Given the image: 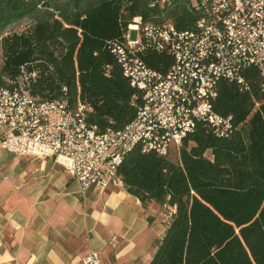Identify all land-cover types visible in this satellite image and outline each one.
Instances as JSON below:
<instances>
[{
	"label": "trees",
	"instance_id": "1",
	"mask_svg": "<svg viewBox=\"0 0 264 264\" xmlns=\"http://www.w3.org/2000/svg\"><path fill=\"white\" fill-rule=\"evenodd\" d=\"M0 0V89L35 70L33 95L51 101L66 87L72 103L90 107L87 121L99 131L129 123L141 102L112 54L135 16L178 30L192 28L196 13L187 0ZM29 28L6 32L23 19ZM145 63L166 72L172 58L144 51ZM243 88L221 79L213 109L231 116L230 137L200 123L167 155L136 146L117 168L125 190L142 206L175 209L148 264H264V92L256 68L243 71ZM209 153V156H207Z\"/></svg>",
	"mask_w": 264,
	"mask_h": 264
},
{
	"label": "built area",
	"instance_id": "2",
	"mask_svg": "<svg viewBox=\"0 0 264 264\" xmlns=\"http://www.w3.org/2000/svg\"><path fill=\"white\" fill-rule=\"evenodd\" d=\"M187 6L197 15L192 28L178 30L167 17L152 23L135 16L122 39L108 44L141 95L135 117L123 128L99 131L87 121L90 107L72 103L66 87L61 98L41 100L31 91L37 72L21 67L0 89V145L19 156L51 158L83 193L121 182L117 168L136 146L165 156L200 123L217 137H230L232 117L214 111L213 101L221 79L246 88L242 73L250 67L258 70L264 92V0H187ZM144 51L171 56L167 71L149 67L140 56ZM82 264L103 262L92 251Z\"/></svg>",
	"mask_w": 264,
	"mask_h": 264
},
{
	"label": "crops",
	"instance_id": "3",
	"mask_svg": "<svg viewBox=\"0 0 264 264\" xmlns=\"http://www.w3.org/2000/svg\"><path fill=\"white\" fill-rule=\"evenodd\" d=\"M1 134V129H0ZM174 208L142 206L121 182L88 188L51 158L0 145V264H148Z\"/></svg>",
	"mask_w": 264,
	"mask_h": 264
},
{
	"label": "rangeland",
	"instance_id": "4",
	"mask_svg": "<svg viewBox=\"0 0 264 264\" xmlns=\"http://www.w3.org/2000/svg\"><path fill=\"white\" fill-rule=\"evenodd\" d=\"M31 24H32V21L26 18L17 23L9 25L6 28V32H20L22 30L29 28ZM134 35H135V32H132V37H134ZM207 156H209V153H207Z\"/></svg>",
	"mask_w": 264,
	"mask_h": 264
}]
</instances>
